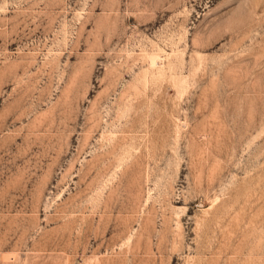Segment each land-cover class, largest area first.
Wrapping results in <instances>:
<instances>
[{
	"label": "rangeland",
	"instance_id": "1",
	"mask_svg": "<svg viewBox=\"0 0 264 264\" xmlns=\"http://www.w3.org/2000/svg\"><path fill=\"white\" fill-rule=\"evenodd\" d=\"M0 264H264V0H0Z\"/></svg>",
	"mask_w": 264,
	"mask_h": 264
}]
</instances>
